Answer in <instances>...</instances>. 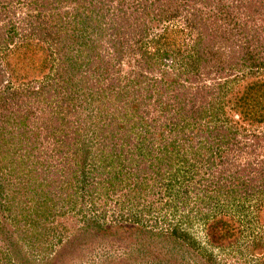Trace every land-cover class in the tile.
<instances>
[{"label": "rangeland", "instance_id": "374dc122", "mask_svg": "<svg viewBox=\"0 0 264 264\" xmlns=\"http://www.w3.org/2000/svg\"><path fill=\"white\" fill-rule=\"evenodd\" d=\"M143 3L149 10L139 16L131 0H0V172L7 181L9 168L22 174L18 167L25 166L29 180L22 192L9 186L0 264H264V0ZM117 5L127 9V27L140 17L150 33L140 44L129 35L127 43L120 40L123 51L115 35H103ZM204 32L200 56L192 47ZM139 47L155 54V67L163 65L143 68L131 50ZM161 79L176 88L184 83L174 91L188 90V97L206 88L205 107L216 109L215 123L226 131L192 150L189 137L209 121L194 119L187 140L177 134L174 149L162 151L165 167L142 174L133 198L130 181L124 178L119 190L93 164L114 160L122 145L133 154L112 164L124 165L126 177L146 149L157 152L163 137L172 136L144 131L134 121L143 113L126 107L154 109ZM113 121L118 130L108 126ZM92 132L105 139L117 133V142L86 159L83 172L58 179L53 160L90 158ZM186 150L188 165L199 172L189 169L181 179ZM170 166L178 178L159 193L157 175L169 174Z\"/></svg>", "mask_w": 264, "mask_h": 264}, {"label": "trees", "instance_id": "16d2710c", "mask_svg": "<svg viewBox=\"0 0 264 264\" xmlns=\"http://www.w3.org/2000/svg\"><path fill=\"white\" fill-rule=\"evenodd\" d=\"M110 1V0H108ZM113 1V0H112ZM126 0H119V4H124ZM143 1L146 0H131L132 3H135L134 5H131V9L132 12L136 15L138 14L139 16L143 15L145 12H147L149 10V8H147L146 4L143 3ZM118 4V5H119ZM144 4V5H142ZM116 5V4H115ZM116 6V12L117 14L114 16V18L112 19V21L108 24V29L105 28L103 29L105 32L103 33V35H105L106 33H111L113 35H115L113 37V42L114 44L117 46L118 50H124V43L128 42V38L127 36L129 35L132 39H135L134 43H141L143 38L146 35V38L150 37V33L147 34L149 28L148 25L145 23V21H141L139 22L138 20L140 19V17L136 18V23L134 24V26L132 24H130L133 28L127 27L128 26V20L130 19L129 14L126 15V11L127 9L124 8L123 6ZM253 8V7H252ZM143 11L144 13L140 12ZM200 11V10H198ZM128 13V12H127ZM172 13H165L164 15L166 16L165 18H168ZM125 15V16H124ZM163 18L160 17V20H162ZM135 20V19H134ZM139 22V23H137ZM205 35L208 36L207 33L204 32V36L203 33H201L200 37L198 38L199 41H197L193 47L192 50L196 49L195 52H198L199 48L197 47L198 45H200V40L203 39L205 40ZM155 38L159 37L156 36V34L154 35ZM210 38V36H209ZM208 38V39H209ZM206 39V40H208ZM256 39L257 36H256ZM120 40H123L124 43L120 42ZM258 43V42H256ZM259 45V44H257ZM260 45H262V43H260ZM131 47V46H129ZM247 49H250L249 47H246ZM241 49H245V48H241ZM132 52H136L135 54H139L140 56V61L143 63L142 67L145 68L146 70H148L149 68H160L164 62L159 61L160 65L155 67V64L152 63L153 62V58L155 57V54L152 55L150 52H146V50L141 51V47L139 48H135V49H131ZM198 55H204L203 53ZM250 59V58H248ZM103 61V60H102ZM264 69V68H263ZM79 72V71H78ZM83 74V73H81ZM80 75V74H79ZM187 80L186 81H190V83L192 84L194 82V77H192L191 75L186 76ZM165 82V83H163ZM159 84V82H156ZM186 83V82H185ZM167 84V85H165ZM171 84H173L172 82L167 83L164 79H161L160 82V90H162V94L158 95L159 91L156 92L157 96L155 98V100H153V103H155V105H153L152 110H146L145 112H141L142 106L140 104H138V102L136 104H131V103H127L126 107H130L132 108V110L137 114V113H143L142 115L138 116L136 120V122H138V127H145L144 131H150L152 133V135L154 137H158L160 132H165L166 130H168L170 133L172 131V136L169 137H163L164 142L162 141V146L157 148V152L154 149L151 150L150 147L149 149H146L145 152H143V156L144 157L142 163H140V165L136 166H132L131 170L126 171L125 173L127 174V176L125 177V174L123 175L121 172V168L123 170V168L125 167L124 165L121 166L120 169L115 168V165L112 164L113 161H115L116 159H119V161L124 160H129L128 157H130L133 152H126L123 151L122 145H118L116 148L119 150L118 153H115L116 157H114V160H107L102 162L101 164L99 163L98 166L96 167L95 164H93V168L96 169V172L98 174V176H102L106 171V174L103 175L104 176H108V178L113 177L115 180V186L120 190L121 188H124L122 186L127 185L124 183V181H122L124 178H126L127 183L130 181V185H128L129 187H127V189L129 190L128 194L133 193L131 196L134 198V196H136L137 194L134 193V191H138L140 192V186L143 185V180L145 175L142 176V174H145L149 171V169L151 170L150 166H159V167H165V163L162 160V151H172L174 149V145L176 143H178L179 138L177 134L181 133V138H183L185 141L186 139V135L188 136V134H191L192 132L187 129L188 127L191 126V122L196 119V121H203V120H209L208 123V128L203 132V130L199 129L197 133L195 134H191V136L189 137L191 140V143L189 144V148H191L192 150H199L203 148V141H210L212 136H214V138H220L221 134L224 133V131H226V127H224V125H216V121H217V114L218 112L216 111V109H214L213 107L211 109H208L206 104H205V98L206 96V88H202L200 86H197V88L191 92V97L187 96V93L189 94L190 92L188 90H183V92H181L180 94L175 92V90L181 88H185L186 86L183 84H176L177 88L175 86H171ZM169 87H171V93L172 94H167V92L169 91ZM214 93V92H213ZM163 95V96H162ZM153 94H150V98H152ZM192 97H194V99H192ZM146 99V98H145ZM194 100V101H193ZM199 100V102H198ZM144 107V106H143ZM214 119V120H213ZM213 122V125L211 124ZM108 126H113L114 128H116L118 130V124L116 122H110V124ZM113 128V129H114ZM190 129V128H189ZM94 131V130H92ZM180 131V132H179ZM186 131V132H185ZM94 135L93 140H95L93 147H92V155L90 156V158H87L86 155H84V158L81 159V161L77 162L76 159L73 160V163L70 164V159L67 157V159L62 160V158L60 159L61 161L58 162V159H56L55 161L53 160L54 164L56 167H54L55 169L53 171H55L54 173L56 174V177L58 179H60L63 175H65L68 178L69 174H72V176L74 174H77L79 171L83 172L84 168H85V160L89 159L88 162H92L93 159V155L97 154V151L100 150H105L110 152L111 149L109 147L111 141H115V138L117 137V133L109 136L108 138H103L102 136H98L96 133H93ZM177 136V137H176ZM178 138V139H177ZM105 139V140H104ZM177 140V141H176ZM181 140V139H180ZM117 144V143H116ZM129 144V143H128ZM205 145H213L212 142H209ZM109 148H108V147ZM128 147V146H127ZM117 150V151H118ZM185 150V148H184ZM126 152V153H125ZM90 153V152H89ZM125 153V154H124ZM64 153H59V156H62ZM182 154H186L185 156H183L180 162V165H182L183 170L181 171V179H184L185 176V172H189V169H191L192 171H194V176L197 174L196 172H199V170L197 168H195L194 166H189L188 163L191 160L188 159L187 157V150L186 153H182ZM160 155V156H159ZM112 157V155H109ZM79 157V156H78ZM27 159L29 157H26ZM180 160V159H179ZM195 160V159H194ZM47 161H49V159L47 160H43V163H46ZM101 162V161H100ZM195 163H201L200 160H195ZM63 164V166H62ZM145 164L147 166H145ZM203 164V163H201ZM113 165V166H112ZM185 165L188 166L187 169L185 170ZM127 166V163H126ZM203 167V165H202ZM19 170L22 172V174L18 173L16 171V168H9L8 170V174L10 175L9 178H7L6 181V176L4 173L0 172V214L1 213H7L6 212V208L5 207V203L6 200L8 199V190L9 186L12 187L14 186V191L15 193H18V191L22 192L21 190L23 189V187H25L29 180L27 178H24V172L28 171L26 170L27 167H18ZM103 168H106V170H103ZM167 169L169 170V174L163 172V170L161 171V175H157L158 178V186L161 187L162 189L160 190L159 193L162 192H166L169 189L171 190L172 188H170V185H172V180L177 179L178 178V170H176V175H173L174 177H172V167H167ZM29 170H31L34 173V170H32L31 168H29ZM198 170V171H196ZM46 171V172H45ZM196 171V172H195ZM38 172V171H37ZM43 173L41 174V185L45 184V175L47 174V170H43ZM151 172V171H150ZM36 173V170H35ZM192 176V175H190ZM168 178V179H165ZM49 181V180H48ZM156 185H151L149 190L154 189ZM146 188V184L142 187L143 190H145ZM26 192V191H24ZM127 195V194H126ZM130 196V195H129ZM127 197V196H126ZM9 202L11 200H8ZM128 203V202H127ZM13 218V212H10L7 214V218ZM139 221V219L137 220ZM2 229V228H1Z\"/></svg>", "mask_w": 264, "mask_h": 264}]
</instances>
